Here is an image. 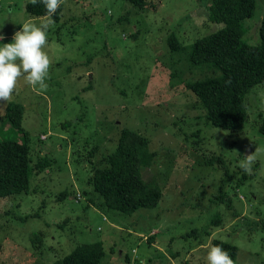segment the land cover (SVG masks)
<instances>
[{
	"label": "rangeland",
	"instance_id": "obj_1",
	"mask_svg": "<svg viewBox=\"0 0 264 264\" xmlns=\"http://www.w3.org/2000/svg\"><path fill=\"white\" fill-rule=\"evenodd\" d=\"M28 1L0 0V47L24 23L40 25L44 16L28 13ZM210 1L148 0L137 9L126 0H62L43 49L51 60L47 89L21 77L12 98L0 102V117L7 104L22 105L30 146L28 189L0 197V264H60L95 241L104 250L98 264H209L213 239L237 247L234 264H264L257 224L264 219V83L247 96L244 127L213 126L185 88L194 76L182 52L175 62L168 44L172 33L184 47L222 26L207 19ZM263 14L264 0H256L245 42L258 43ZM121 127L144 136L140 153L153 158L139 166L140 176L161 193L155 206L129 213L101 209L87 182L91 148L97 162ZM9 137L20 132L2 119L0 139ZM250 152L248 174L240 164ZM44 156L49 165L36 173Z\"/></svg>",
	"mask_w": 264,
	"mask_h": 264
},
{
	"label": "trees",
	"instance_id": "obj_2",
	"mask_svg": "<svg viewBox=\"0 0 264 264\" xmlns=\"http://www.w3.org/2000/svg\"><path fill=\"white\" fill-rule=\"evenodd\" d=\"M137 9L150 6L148 0H126ZM256 0H211L207 19L222 26L184 47L174 33L168 36L173 58L182 52V63L194 78L184 81L185 88L195 97L207 123L236 132L247 122V96L250 90L264 83V14L258 20L259 41L250 44L242 39L244 22L252 16ZM61 5L54 17H57ZM28 13L44 16L45 8L38 3H25ZM166 41V40H165ZM205 69L213 75L200 76ZM200 73H199V72ZM23 107L9 103L0 120L20 132V137L0 139V197L26 191L29 186L30 146L26 130L21 126ZM258 129L264 133V114ZM145 138L137 131L121 127L115 133L113 150L104 154L97 162L91 158L96 150L91 148L88 161L91 173L87 182L102 201L100 208L119 212H133L139 207H153L160 198V189L140 176L139 166L150 165L153 153H140ZM216 155L210 161H215ZM220 159V157H217ZM49 165L47 156L39 158L33 168L42 172ZM84 193H88L84 191ZM92 205L96 202L90 199ZM264 229V219L257 223ZM213 245L222 246L229 252L233 262L238 249L234 244L213 239ZM104 255L101 241L79 244L64 256L60 264H98Z\"/></svg>",
	"mask_w": 264,
	"mask_h": 264
},
{
	"label": "clouds",
	"instance_id": "obj_3",
	"mask_svg": "<svg viewBox=\"0 0 264 264\" xmlns=\"http://www.w3.org/2000/svg\"><path fill=\"white\" fill-rule=\"evenodd\" d=\"M30 3L33 6L43 4L45 15L39 26L31 22L24 23L13 34L12 42L0 47V102H7L12 98L21 77L29 86L41 91L48 87L46 81L51 60L43 49L47 44L48 29L54 24L53 17L62 0H30ZM4 39L5 36L0 33V41ZM244 155L245 159L240 167L251 174L255 157L251 152ZM207 260L209 264H234L229 252L219 245L210 247Z\"/></svg>",
	"mask_w": 264,
	"mask_h": 264
}]
</instances>
